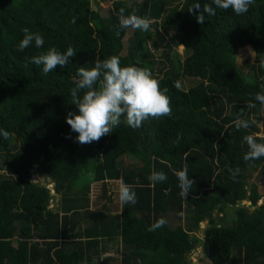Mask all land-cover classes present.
<instances>
[{
    "label": "trees",
    "instance_id": "16d2710c",
    "mask_svg": "<svg viewBox=\"0 0 264 264\" xmlns=\"http://www.w3.org/2000/svg\"><path fill=\"white\" fill-rule=\"evenodd\" d=\"M91 1L0 0V129L9 133L7 139L0 135V264L89 262L116 235L129 247L118 264H188L185 254L195 244L206 263L264 264V203L255 206L264 191L248 182L257 168L264 177V157L243 159L249 150L244 136L264 143V105L255 101L257 92L264 93V0H254L243 15L212 5L215 15L205 14L203 24L188 10L212 0H100L108 2L105 12ZM121 8L125 15L149 18V30L121 29ZM26 27L44 37L42 49L33 42L17 51ZM178 44L186 51L183 58L174 49ZM150 45L160 47L161 58ZM244 46L255 52L247 70L235 62L236 50ZM50 47L61 52L72 47L76 53L68 65L43 75L42 66L26 57ZM111 56H118L122 67L149 69L161 89L167 88L171 116L149 117L135 130L121 117L110 134L82 145L65 119L69 112L79 114L71 96L77 70ZM182 77L195 81L181 89ZM237 118L249 127L238 129ZM12 140L18 142L13 150ZM122 155L136 162L120 166ZM185 164L195 185L182 197L174 171ZM31 168L52 180L59 200L55 211L47 207V187L30 178ZM153 168L167 180L153 185L148 179ZM236 168L234 180L229 169ZM82 174L88 182L132 185L137 202H120L116 216L86 209L88 185L78 190L73 185ZM184 210L189 227L166 223L148 230L167 212ZM81 216L91 221L81 227ZM203 220L197 237L190 231ZM107 262L103 258L100 264Z\"/></svg>",
    "mask_w": 264,
    "mask_h": 264
},
{
    "label": "clouds",
    "instance_id": "9594fccd",
    "mask_svg": "<svg viewBox=\"0 0 264 264\" xmlns=\"http://www.w3.org/2000/svg\"><path fill=\"white\" fill-rule=\"evenodd\" d=\"M254 0H212V4H205L203 8L199 3L192 5L189 12L196 17L197 23L203 24L205 14L215 15L216 8L224 10L231 9L237 15L248 12ZM124 9L119 10V26L121 29L133 28L141 31H148L151 20L141 17L132 12L124 14ZM119 35V32L117 33ZM37 49H42L45 43L44 37L32 32L29 28L23 29V38L20 40L17 51L23 52L32 44ZM253 57V51L249 49ZM76 50L72 47L61 52L56 47H50L46 51H40L35 55L26 57L28 63L42 66L43 75L52 72L57 66L65 67L70 63V58L75 56ZM260 66L264 67V60L260 61ZM79 77L76 87L71 89L72 104L78 108V113L69 112L66 116V123L71 130L78 133L76 141L82 145L99 141L106 134H110L114 127L121 123V117L126 118L128 126L134 130L141 127L143 121L152 118L171 116L170 99L167 96V88L163 90L160 83L155 79L149 69L138 68L136 66H121L118 56H111L106 59L96 58L94 65L90 68L80 67L77 70ZM249 81H245L248 83ZM83 91V95L79 93ZM255 101L264 105V93L257 92ZM249 107H256L255 103H249ZM235 126L239 128L249 127L248 121L237 118ZM0 135L5 139L9 133L0 129ZM71 138V137H68ZM248 146V152L243 159L245 161L258 160L264 157V143H258L253 135L243 137ZM232 178L235 180L240 172L239 168L229 169ZM178 179L180 195L187 197L195 180L188 175L187 164L182 170H175ZM149 181L154 185L167 180V175L163 171H156L154 168L148 176ZM119 200L121 204H135L137 202L136 193L133 186L124 183L119 184ZM167 223L166 219L160 217L150 227L149 231H155Z\"/></svg>",
    "mask_w": 264,
    "mask_h": 264
},
{
    "label": "rangeland",
    "instance_id": "374dc122",
    "mask_svg": "<svg viewBox=\"0 0 264 264\" xmlns=\"http://www.w3.org/2000/svg\"><path fill=\"white\" fill-rule=\"evenodd\" d=\"M132 1L138 2L141 0H124V3L129 4ZM107 4H108V2H101L100 0H92L91 1V6L93 8L98 7L100 9L99 10L100 12L106 11ZM168 40L176 42L178 40V37L177 36H173V37L169 36ZM150 49L152 50L155 57L161 58L160 47L153 49L150 45ZM174 49L179 54V56L181 58H183V56L186 53L183 46L181 44H178V45H175ZM249 49L252 51V49L250 47L244 46V47L237 49L235 52V62L237 65L242 67V69H244V70H247V68H248L247 64L254 60V57L252 55H250L252 53L249 52ZM159 67H160V65L158 63L154 64L155 69H157ZM194 81L195 80L193 78L182 77L177 82V86L181 89H186L189 86H191L194 83ZM261 115L264 117V106L261 109ZM257 127H258V129H260L259 124L257 125ZM260 131L261 130H259V132L256 133L259 136L262 135V131L261 132ZM11 147H12L11 150L16 149L18 147V142L12 140ZM135 162H136V160L132 156H129V155H122L119 158V165L123 166V167L133 165ZM30 178L34 181H37L38 183H42V185H45V187H47L48 192L53 193L52 195H50L51 199L49 200L47 207L50 209L51 208L55 209L56 206L54 205V202L56 201L58 196L53 192L52 184L49 182V180L43 179V176L41 174H39V172L37 170H34L33 168L30 169ZM88 180H89V176L87 174H82L79 176V178L77 180H75L73 182V185H74L75 189L78 190L79 188H81V186H84L86 184L88 185V183H90V182H88ZM248 182L249 183L250 182L258 183L260 191H264V177L259 176V169L258 168L255 169L254 171H250V176H249ZM91 183L92 184L90 185V189H89L90 192L88 193V199H89L88 207L89 208L95 207V208L99 209V206H98L99 204L100 205L105 204V206L109 210L115 211L114 210L115 208L118 209V205H119V199H118L119 181L118 180H109L107 182H104L103 184H99V182H91ZM108 189L110 191L109 200L107 202H105V199L107 200V198H106L107 192L106 191H108ZM80 202H82V200ZM188 214H189L188 210L187 211L184 210L180 214L173 212V211H170V212L166 213L165 218H166L168 225L171 227L180 223L184 228H186V227H189V223H190V222H184V220L188 217ZM215 217H216V215H215ZM198 225H199V227L203 228L205 225V222L204 221L200 222V223H198ZM192 230L197 237H200V229L196 228V229H192ZM113 244H114V246L116 245V251L114 253H117V252L120 253L119 251H121L122 249H121V246H119L120 243H119L118 237L115 238V242H113ZM200 254L201 253H200L199 246L196 244L193 245L191 250H189L185 254V257L188 261V264H207L206 260L203 259L200 256ZM110 257H112L113 260L107 262V264H118V256L114 255V256H110ZM79 264H99V261L95 260L94 263H87L86 261H81Z\"/></svg>",
    "mask_w": 264,
    "mask_h": 264
},
{
    "label": "crops",
    "instance_id": "0c3cea01",
    "mask_svg": "<svg viewBox=\"0 0 264 264\" xmlns=\"http://www.w3.org/2000/svg\"><path fill=\"white\" fill-rule=\"evenodd\" d=\"M43 179H45V180H49L48 178H43ZM49 182H50V180H49ZM104 182H107V181H104ZM103 182V183H104ZM51 183V182H50ZM103 183H101V182H99V184H103ZM92 183L90 182L89 184H88V190L90 189V185H91ZM120 184V183H119ZM90 192V190L89 191H87V206L85 207L86 209H88V210H97V208H95V207H91V208H89L88 207V202H89V199H88V193ZM107 193H106V195H107V200L105 199V202H107L108 200H109V195H110V191H109V189H108V191H106ZM262 196H264V194L262 195ZM261 196V197H262ZM260 197V198H261ZM260 198L256 201V204H255V206H258V205H260L261 203H264V202H261L260 201ZM118 199H119V187H118ZM58 198L56 199V201L54 202V205L57 207V205H58ZM113 201V200H112ZM82 203V202H81ZM241 203H243V204H245V205H247L248 204V202L247 201H242ZM99 206V209H101V210H103L104 212H106V214H109V215H113V216H116V215H118L119 214V207H120V200H119V205H118V209H114L115 211H112V210H109L106 206H105V204L104 205H98ZM101 206V207H100ZM254 206V207H255ZM55 207V208H56ZM253 207H251L250 209H252ZM50 209V208H49ZM52 209V208H51ZM50 209V210H51ZM81 209V211L82 210H84V208H80ZM51 211H55V209H52ZM215 215H216V213H215ZM218 215H221V214H218ZM230 214L228 213V217L226 218V222H229L228 220H229V218H230V216H229ZM217 217V216H216ZM215 216H214V219H215V221H217ZM84 219V220H83ZM89 221H91V219L89 218V217H83V216H81V218H80V220H79V224H80V226L81 227H83L84 225H86V224H88L89 223ZM204 222H205V225H206V220H203ZM203 221H201V222H203ZM200 223V222H199ZM204 225V226H205ZM204 228V227H203ZM203 228H201V227H199V225H198V229H200V237H201V229H203ZM190 232H192L193 234H195L194 232H193V230L192 231H190ZM118 237V240H119V246H121V251H119L120 253H114L115 251H116V245L114 246V244H113V242H115V238H117ZM112 242V243H111ZM102 245H103V247H99L98 248V252L97 253H95L91 258H90V260H89V262H87V263H94L95 262V260L96 261H99V264H100V262H101V260L103 259V258H107V261L109 262V261H112L113 259H112V257H110V256H114V255H116V256H118V260H119V257H120V255L123 253V251H126V250H128V246L127 245H123L122 243H121V241H120V239H119V236L118 235H116L115 237H113V238H109L108 240H106V241H104L103 243H102ZM199 246V245H198ZM199 248H200V246H199ZM120 249V248H119ZM200 256L202 257V252H201V248H200ZM94 259V260H93ZM186 259V258H185ZM187 260V259H186ZM188 262V261H187ZM79 264V263H78ZM207 264H210V263H207Z\"/></svg>",
    "mask_w": 264,
    "mask_h": 264
},
{
    "label": "water",
    "instance_id": "95a60500",
    "mask_svg": "<svg viewBox=\"0 0 264 264\" xmlns=\"http://www.w3.org/2000/svg\"><path fill=\"white\" fill-rule=\"evenodd\" d=\"M50 181L52 182V180H50ZM39 184H42V183H39ZM48 194H49V195H52L53 193L48 192ZM260 201H261V202H264V196L260 198ZM186 261H187V260H186Z\"/></svg>",
    "mask_w": 264,
    "mask_h": 264
}]
</instances>
